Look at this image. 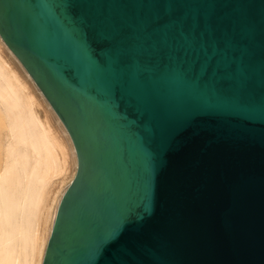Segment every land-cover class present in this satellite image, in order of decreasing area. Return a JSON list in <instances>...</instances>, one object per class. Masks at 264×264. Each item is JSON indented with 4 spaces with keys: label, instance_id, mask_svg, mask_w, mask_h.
Returning a JSON list of instances; mask_svg holds the SVG:
<instances>
[{
    "label": "water",
    "instance_id": "water-1",
    "mask_svg": "<svg viewBox=\"0 0 264 264\" xmlns=\"http://www.w3.org/2000/svg\"><path fill=\"white\" fill-rule=\"evenodd\" d=\"M77 172L42 264H264V0H0Z\"/></svg>",
    "mask_w": 264,
    "mask_h": 264
},
{
    "label": "bare ground",
    "instance_id": "bare-ground-1",
    "mask_svg": "<svg viewBox=\"0 0 264 264\" xmlns=\"http://www.w3.org/2000/svg\"><path fill=\"white\" fill-rule=\"evenodd\" d=\"M64 124L0 36V264H42L77 172Z\"/></svg>",
    "mask_w": 264,
    "mask_h": 264
}]
</instances>
